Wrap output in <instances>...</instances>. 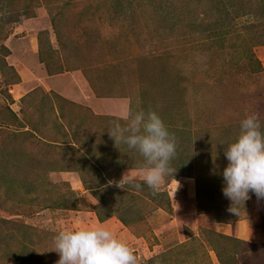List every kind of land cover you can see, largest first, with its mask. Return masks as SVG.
Here are the masks:
<instances>
[{
	"label": "rangeland",
	"instance_id": "374dc122",
	"mask_svg": "<svg viewBox=\"0 0 264 264\" xmlns=\"http://www.w3.org/2000/svg\"><path fill=\"white\" fill-rule=\"evenodd\" d=\"M141 109L176 141L155 192L107 130ZM252 113L264 125V0H0V264H56L57 232L109 219L137 264H264V243L158 228L264 208L250 193L233 214L222 193L223 145Z\"/></svg>",
	"mask_w": 264,
	"mask_h": 264
},
{
	"label": "clouds",
	"instance_id": "9594fccd",
	"mask_svg": "<svg viewBox=\"0 0 264 264\" xmlns=\"http://www.w3.org/2000/svg\"><path fill=\"white\" fill-rule=\"evenodd\" d=\"M123 120L108 133L117 146L122 143L143 157V182L155 192L166 176L175 173L170 167L175 137L152 109L129 112ZM223 152L228 163L222 171V193L231 202L228 211L238 215L240 202L245 203L250 193L258 202L264 201V125L256 114L240 121L238 134L223 145ZM126 182L132 183V177L124 174L116 186L123 189ZM53 245L51 250L59 255L56 264H137L132 249L102 226L60 230Z\"/></svg>",
	"mask_w": 264,
	"mask_h": 264
},
{
	"label": "crops",
	"instance_id": "0c3cea01",
	"mask_svg": "<svg viewBox=\"0 0 264 264\" xmlns=\"http://www.w3.org/2000/svg\"><path fill=\"white\" fill-rule=\"evenodd\" d=\"M23 71L26 73V69L24 68ZM74 89L76 86H73ZM85 87L86 84L85 82H81L78 86V89L76 90V92H73L74 95L70 96L71 99H79L85 91ZM69 90V88H68ZM64 95H66V97L69 98L68 93L66 94V92H63ZM73 103H76V100H71ZM78 104V103H76ZM79 105V104H78ZM81 106V105H80ZM87 109L89 110V113L94 115V116H101V117H113L112 115H105V114H98L97 112H94L93 110H91L90 108H88L87 106L83 107V110ZM251 206L249 207V211L247 212V216L244 217L241 220H238L234 223H229V222H224V221H210L205 215H202L200 213H194L191 209V213H189V216H187V220L183 221L182 219H171L169 220V222L164 223L163 225L161 224V226L158 228H163V235H160L162 237L165 236H169L172 233L171 232H175V228L179 229L180 226L183 225H187V227L191 230H193L194 232L197 229H200L202 227H208L210 229L215 230L218 233H222L225 235H231V236H235V237H239L240 239L246 241V242H250V243H264V229H262V224L261 222L263 221V217H264V208L262 205H258L256 203V200H252L250 202ZM254 203L256 204L254 206ZM114 221L112 219L106 220L104 221L102 224H99L100 226L103 227L112 224ZM119 228H116L118 231L114 232V234L116 235V237L120 240H128L130 239V235L129 233L125 230V229H121L119 231ZM114 230V229H113ZM165 232V233H164ZM128 233V234H126ZM122 235H124L125 237H123ZM196 235V234H195ZM165 241V240H164ZM163 242V241H162ZM162 242L160 244H157V246H154V250H153V254L155 255L157 249L159 247H162ZM148 248V247H147ZM135 250V249H132ZM151 249L149 248V253L151 254ZM163 248H160L159 252L162 251Z\"/></svg>",
	"mask_w": 264,
	"mask_h": 264
},
{
	"label": "trees",
	"instance_id": "16d2710c",
	"mask_svg": "<svg viewBox=\"0 0 264 264\" xmlns=\"http://www.w3.org/2000/svg\"><path fill=\"white\" fill-rule=\"evenodd\" d=\"M72 104H75V103H73V102H72ZM75 105H77V104H75ZM77 106H78L79 108H81V106H80V105H77ZM101 219H103V218H101Z\"/></svg>",
	"mask_w": 264,
	"mask_h": 264
}]
</instances>
